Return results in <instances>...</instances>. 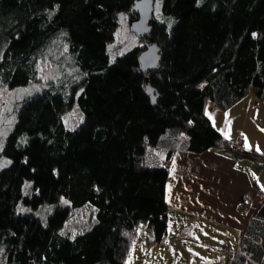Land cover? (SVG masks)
I'll return each mask as SVG.
<instances>
[{
	"label": "trees",
	"instance_id": "16d2710c",
	"mask_svg": "<svg viewBox=\"0 0 264 264\" xmlns=\"http://www.w3.org/2000/svg\"><path fill=\"white\" fill-rule=\"evenodd\" d=\"M138 1L0 0V88L37 82L43 60L72 85L69 97L54 81L28 96L0 152L11 160L0 167V264H126L143 223L150 245H162L170 173L148 165L150 147H171L168 161L177 149L218 147L264 165V154L229 143L207 116L211 105L230 110L252 94L264 100V0H161L152 38L162 58L148 75L139 56L149 38L121 57L109 53L119 15L132 18ZM68 63L80 83L66 77ZM76 105L83 123L68 130L64 117ZM21 202L56 208L43 224L18 213ZM88 205L94 226L63 235L72 211ZM232 253L233 264H264V200Z\"/></svg>",
	"mask_w": 264,
	"mask_h": 264
},
{
	"label": "rangeland",
	"instance_id": "374dc122",
	"mask_svg": "<svg viewBox=\"0 0 264 264\" xmlns=\"http://www.w3.org/2000/svg\"><path fill=\"white\" fill-rule=\"evenodd\" d=\"M161 7L162 1L156 0L155 20L159 22L161 21V17H159ZM130 20L131 18L126 12L119 15L120 26L115 34L114 42L109 45V53L112 58L121 57L129 50L142 44L140 39L131 32ZM57 52L61 54L65 53L62 49ZM67 69H72V71L66 77L70 79L74 77V80L79 79L80 83L82 74L78 75L76 73L74 64L68 63ZM38 70L39 80L32 82L29 86L13 90L0 88V152L7 136L13 130L18 119L17 114L28 96L34 95V92L38 89L43 90L47 85L49 87L53 81L54 83L60 82L58 87H60L62 95L69 97L72 94V90L70 89L72 86L71 82L66 83L62 75L60 77L61 72L58 64L50 60H43L39 62ZM255 101H258V99H255ZM261 101L264 103V100ZM249 102L250 100H247L245 102L247 104L244 105L247 107L252 106L249 105ZM246 111L248 112L244 113L242 126L238 130V133L242 134H234L230 137L232 139L223 138L234 145L242 140L245 144V151L249 150L264 154V106L258 109L256 104H253L251 109H246ZM64 123L68 130H76L82 125L83 115L77 105L65 115ZM150 149L149 153L152 156L154 148L150 147ZM237 159L242 167L248 168V166H251L250 172L255 174V178L259 180L264 178V169L258 162L242 157H238ZM10 163V159L0 157V167H6ZM31 185L32 182H27L24 187L25 191ZM243 201L244 199L240 202L238 210L240 213L249 214L255 208L250 203L253 200H248L250 204L243 203ZM55 208V204H47L42 208L34 209L21 202L16 210L20 214L36 215L42 220L43 224H46ZM95 213V209L89 205L73 210L62 230V234L74 239L87 232L96 223ZM175 215L176 213L173 212L172 216ZM240 215L244 216V214ZM169 228L170 232L165 242L162 245L151 246L149 241L151 231L143 223L139 229L138 239L134 243L133 251L128 257L126 264H232V260H230L231 250L239 246L241 239V232L237 229V226L215 221L210 222L199 217H195L190 221H186L185 217L176 221L172 217Z\"/></svg>",
	"mask_w": 264,
	"mask_h": 264
},
{
	"label": "crops",
	"instance_id": "0c3cea01",
	"mask_svg": "<svg viewBox=\"0 0 264 264\" xmlns=\"http://www.w3.org/2000/svg\"><path fill=\"white\" fill-rule=\"evenodd\" d=\"M255 99L258 98L252 94L230 110H221L211 105L207 109V116L224 138L232 139V135L242 134L238 130L242 126L244 113L248 112L246 109L250 110L253 104L258 109L264 106L259 99L254 102ZM247 100H250L249 105L252 106L244 105ZM237 144L245 149L242 140ZM153 148L152 156L149 153L151 149H148V165L153 169H167L170 173L166 199L171 206V218L176 221L184 217L186 221L195 217L204 218L210 222L237 226L242 233L256 207L264 200V178H255V174L250 172L251 166L242 167L236 154L225 148L215 147L201 154L177 149L170 161L167 157L171 147L162 145ZM258 164L264 169L263 164ZM245 198L253 200L250 203L255 207L249 214L238 210L240 202ZM173 212L175 216H172ZM232 251L230 260L236 257Z\"/></svg>",
	"mask_w": 264,
	"mask_h": 264
},
{
	"label": "water",
	"instance_id": "95a60500",
	"mask_svg": "<svg viewBox=\"0 0 264 264\" xmlns=\"http://www.w3.org/2000/svg\"><path fill=\"white\" fill-rule=\"evenodd\" d=\"M155 1L139 0L130 10L132 16L130 20V30L139 39L149 38L144 45V51L139 56L141 70L144 74L157 72L161 62V48L152 38L155 29ZM146 92L149 95L152 104L156 105L159 97H156V91L152 88L150 80H146Z\"/></svg>",
	"mask_w": 264,
	"mask_h": 264
},
{
	"label": "built area",
	"instance_id": "2783aa9c",
	"mask_svg": "<svg viewBox=\"0 0 264 264\" xmlns=\"http://www.w3.org/2000/svg\"><path fill=\"white\" fill-rule=\"evenodd\" d=\"M245 202H246V204H250L249 201H248V199H244L243 203H245ZM141 264H143V263H141Z\"/></svg>",
	"mask_w": 264,
	"mask_h": 264
},
{
	"label": "bare ground",
	"instance_id": "6f19581e",
	"mask_svg": "<svg viewBox=\"0 0 264 264\" xmlns=\"http://www.w3.org/2000/svg\"><path fill=\"white\" fill-rule=\"evenodd\" d=\"M154 20H155V14H154ZM155 22H156V20H155Z\"/></svg>",
	"mask_w": 264,
	"mask_h": 264
},
{
	"label": "snow or ice",
	"instance_id": "6c2138e0",
	"mask_svg": "<svg viewBox=\"0 0 264 264\" xmlns=\"http://www.w3.org/2000/svg\"><path fill=\"white\" fill-rule=\"evenodd\" d=\"M257 150H259V149H257Z\"/></svg>",
	"mask_w": 264,
	"mask_h": 264
}]
</instances>
